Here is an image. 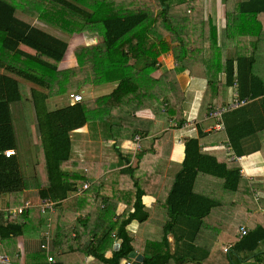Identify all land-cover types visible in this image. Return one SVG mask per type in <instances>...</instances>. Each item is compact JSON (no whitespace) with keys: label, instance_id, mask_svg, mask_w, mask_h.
<instances>
[{"label":"crops","instance_id":"0c3cea01","mask_svg":"<svg viewBox=\"0 0 264 264\" xmlns=\"http://www.w3.org/2000/svg\"><path fill=\"white\" fill-rule=\"evenodd\" d=\"M6 1L17 5V11L15 12L17 19L67 42L68 48L63 60L58 65V71L60 72L78 70L79 62L75 52L80 45L78 44L79 41L85 43L86 47L100 43L99 36L96 37L89 32L70 35V42L68 41L70 37L65 40L57 36L55 32L60 33L62 31L59 28L58 18L53 19L52 16H48L46 19L43 16L40 18L39 14L36 13L37 7L34 4H38V0ZM69 1L75 3L73 0ZM86 1H84V4ZM252 2L253 0H185L183 16L185 18V30L189 32L185 38L187 39L189 36V40L197 47V54H199L198 56L201 57V60L197 61L196 58L195 61L188 59L186 63L193 64L194 67L191 65L193 68L187 67L185 70L182 68L180 69L182 71L178 72V64L175 62L174 55H170V53L161 55L157 60L155 71L149 75L151 79L146 80V85L140 84L143 88L142 95L134 97L131 93L124 92L126 95L124 101L115 100L110 108L108 104L105 108H103V105L99 115L93 113L95 110L97 112L98 104L96 101L99 99H103L108 103L112 101L116 97L113 92L118 88V83L91 86L90 83L88 87H84V84H86L85 79L88 78V75L78 72L76 77L74 76L71 79V81L76 83L75 86L72 87L73 82H68L69 85L65 86L62 91L69 94V102L62 103L58 101L57 103L58 97L61 95L57 88L52 87L50 91L46 90L44 87L6 70L5 66L10 65L20 70H27L28 64L37 62V57L35 55L36 52L25 45L19 47L23 54L13 55L8 51L2 50L1 42L4 37L0 36V64H2V67L0 65V76L6 75L15 79L20 85L19 95L21 99L10 105L13 127H16L13 124L14 120L19 122L17 125L18 129H15L17 131H15L16 157L20 161L21 168V161L23 160L17 139L18 135H21L25 148L29 150L33 148L31 157L33 168L28 177L41 176L38 181L39 185L33 184L27 188L21 195L19 202L21 205L26 202H31L35 205L39 204L41 200L38 194L39 190L48 187L46 178L42 177L43 174H41L44 164H42L41 160L43 155L40 153L42 149L39 148L41 139L38 125L40 122L42 124L44 122L43 113L73 107L76 104H81L84 111L86 110L88 121L83 128L70 133L72 143L70 161L73 167H69L66 171L69 174L80 175L81 179H85L82 181L85 184L92 183L93 187L98 185L99 189H101L93 193L90 191V187L89 191L78 193L77 190L84 185V183H78L75 195L69 194L68 198L61 205H58L56 214H52L50 222H48L46 216L39 214L37 208L34 210L38 211L37 215H39V218L32 210L33 212L27 217L29 223L26 224L25 233H34L35 239H33L34 236L27 239L25 237L19 238V240L22 239L23 241H19L18 253L15 256L17 260L15 262L12 260L13 264L37 263L33 254L34 252H42L43 232L47 229L51 231V243L49 254L43 253L46 255V259L44 257L45 260L55 250V247L60 248L63 246L65 248L63 254L69 259L67 264H81L75 262L74 259L78 255L82 259L79 253H82V246V249L87 253L85 264H113L114 253L118 252L123 244L121 239L114 237L119 224L114 222L127 219L129 214L134 211L133 204L138 187L145 194L142 198V203L148 213V218L145 222L135 220L127 225L126 231L133 238L132 246L134 251L127 258L120 260L119 264H127L128 262L133 264L137 257H141V261L137 262L138 264L232 263L229 254L231 247L235 243L236 216L238 215L241 226L245 227L248 232L251 230L250 226L255 222L264 227V219L256 220L257 214L264 216V186L261 189H253L254 198L259 207L252 214V209L248 206V201L246 200L247 190L244 187L245 185H240L244 190V200L233 199L231 200L232 202H227L225 207L218 206L212 209L211 214L203 220L202 229L198 232L199 234L194 244L185 239L192 238V235L196 233V225L192 226L190 219L184 216H176L174 226H169L172 223V219L167 199L173 186L174 177L181 170L182 163L185 160V141L188 139H200L202 151L205 154L215 155L220 161L227 160L237 163L240 167L242 181L245 180L247 186L251 187L254 183H264V96L256 98L252 101L254 102L253 104L242 110L241 116L244 119V130L241 133L246 137L243 140L244 155H237L230 144L227 135V123H225L224 118V132L213 130L212 128L216 125V121L207 118L208 113L212 109L231 103L237 90L235 87L222 88L226 80L224 73L220 74V85L217 86V90L216 88L214 90L208 89L207 80L204 78L205 73H202L204 69L198 65V63L203 62L207 58V53L201 48L213 49L216 42L218 43L216 49H221V52L225 55L223 58L225 61L236 59L239 52L245 57L252 56L253 53L255 55L258 53L260 59L264 57V35L257 33L252 36L249 28H243L245 23L253 25L257 21L264 27V12L256 13L257 10L264 8L251 7ZM79 4L83 6L82 1ZM89 6L90 2L88 1L86 7L89 8ZM251 11L253 13H250ZM85 36H89V38L93 36L97 42L88 44L90 39L87 41L84 38ZM71 43H74L73 47ZM217 56L218 52L215 50V59H217ZM130 63L138 70L145 69L146 65H149V61L146 59L132 60ZM195 69H197L195 73L199 74L193 76L191 73ZM175 71L178 73H175ZM188 71L191 73H188ZM257 75L264 82V73ZM170 77H173L179 84V90L175 93L172 92L171 82L173 80ZM81 79L82 81H80ZM33 92L35 93V101L39 104L38 112L40 117L37 116V110L32 99ZM86 92L89 93V98H87ZM101 92L103 94L96 96V93L100 94ZM47 93L50 97L44 102L42 95ZM78 94L83 95L84 101L82 103H75L71 97ZM209 94L212 96V102L207 109H203L202 103ZM113 95L114 97H112ZM54 98L56 100L55 103L52 100ZM165 102L173 103L171 106L176 107L174 111L177 112V116H180L179 118H182L184 123L193 122L191 126L184 129L173 128L171 123H178L177 116L171 117L170 115L168 118L166 115L167 103ZM51 103L56 106L54 109L49 108ZM121 112L129 113L134 121H127L126 123L131 124L134 127H131V129L137 133L140 132V135L132 137V135H121L118 132L117 126ZM93 114L97 117H91ZM112 119L117 123L114 122L113 124ZM243 119L240 125L243 124ZM147 121L150 123H147ZM210 121L214 123L210 124ZM250 122H253V124L250 125ZM144 134L145 138H142L141 135ZM200 135H204V137L202 136L201 138ZM137 136L142 138L141 144H145L148 151L144 153L135 151L137 145L135 138ZM153 144L155 146H152ZM228 144L231 146L233 154L226 150ZM109 148L112 151L110 154L108 152ZM233 156L240 158V160H233ZM126 159L129 161L127 162ZM129 167L134 170V179L123 172ZM25 170H27V167ZM21 172L23 174V171ZM23 176L28 178L24 174ZM199 181L200 186H198ZM214 183L220 182L215 177L200 174L197 179L195 192L216 199V191L214 189L219 187H215ZM16 199L17 197L12 195L0 196V212L2 208H4L2 209L4 210L3 212L10 209L11 202L16 201ZM72 202L76 207L73 210H69ZM96 204L97 207L95 208ZM71 213H76L78 216L75 219L78 222L83 220L84 223L76 224L69 230L67 225L69 216L66 215ZM92 215H96V218H98L95 223H101L103 219H109L108 222H111V232L107 235V237L111 236L114 240L111 246L103 247V234L105 232H96L98 228H94L95 231L91 232L89 226L91 222L85 221H88L87 218H91ZM236 233L241 236L240 229ZM37 236H39L40 240L36 239ZM86 236H91V239L80 243L78 246L73 242L69 243L70 238L78 240ZM176 238L183 240L176 242ZM222 240L227 241L222 250V254L225 257L220 255L219 244ZM117 243L120 244L118 248H116ZM86 244L87 249H85ZM90 247H94L97 253L103 254L106 260L101 261L95 257L94 253H88ZM226 248H230L228 253L225 252ZM102 249L103 251H101ZM132 254L137 257L130 259ZM187 254H190L191 257L200 258V262H192L189 257H186L185 261L182 262L181 259ZM5 255L8 256L7 254ZM205 255H207L205 259L201 258ZM50 256L55 258L56 264H65L58 262L54 255ZM262 260H264V242L261 243L255 253L248 257L246 253L236 257L235 264H258ZM260 263L264 264V262ZM43 264L50 263L45 261Z\"/></svg>","mask_w":264,"mask_h":264},{"label":"trees","instance_id":"16d2710c","mask_svg":"<svg viewBox=\"0 0 264 264\" xmlns=\"http://www.w3.org/2000/svg\"><path fill=\"white\" fill-rule=\"evenodd\" d=\"M73 1L75 3L69 0H38V4L33 2L37 7L36 13L39 14V17L43 16L45 19L48 16H52L53 19L58 18L59 28L63 32L69 35L76 32H90L96 33L102 38L100 44L84 47L82 51L76 53L79 62L78 70L60 72L58 71V65L63 60L68 48L67 42L17 19L15 16L17 6L6 0H0V36L4 37L1 42L2 50L8 51L13 55L23 54L19 47L25 45L34 50L37 57V62L28 64L27 70H20L10 65L5 66L7 71L42 86L46 90L50 91L54 87L57 88L59 93H63L62 91L68 82H71V79L74 76L76 77L80 70L83 71L86 65H89L90 68L98 69L96 85L118 83V88L113 92L116 97L112 101L109 103L103 99L96 101L98 108L97 112L95 110L93 113L99 115L103 105V108H105L108 104L110 108L115 100L124 101L126 99L124 92L131 93L134 97L142 95L143 88L140 84L146 85V80L151 79L149 75L155 71L157 60L161 55L172 53L175 62L178 64V70L194 67L193 64L186 63L188 59L195 61L197 47L189 40V36L187 39L185 38L187 33L189 34L185 30V18L183 16L185 0H87L85 4V0ZM81 1L83 6L79 4ZM88 1L90 2L89 8L86 7ZM155 1L160 6L157 14L153 9L151 11L149 9V6ZM252 6L253 8L262 9L264 8V0H253ZM87 9L91 11L88 12ZM261 12H264V9L256 11V13ZM250 13H253V11ZM175 23L180 26L174 29ZM71 46L73 47L74 45ZM201 49L207 53V58L203 62L198 63V65L204 69V71H201L205 73L204 78L207 79L208 89L214 90L215 86H219V76L224 73L226 80L224 85H222L223 89L225 87H235L239 99H251L247 106L231 111L223 117L225 123H227V135L234 152L243 156V140L246 136L241 133L244 130V119L241 116L242 110L253 104L254 102L252 101L256 98L264 96V82L254 72L257 55L253 53L252 56L245 57L239 52L236 59L225 61L223 60L225 55L220 48ZM215 50L218 52L217 59H215ZM141 59L149 61V65H146L145 69L138 70L130 63L132 60L139 61ZM0 65L2 67V64ZM210 69L215 70L216 75L214 78L209 75L211 73ZM171 78L173 80L171 82L172 92L175 93L179 90V84L173 77ZM87 79H89V76ZM19 86L15 79L6 75L0 76V196L12 195L17 197L16 201L11 202L10 209L20 207L21 203L19 201L23 192L33 184L39 185L38 181L41 178V176L24 177L21 172L19 159L16 156L6 158L4 154L5 151L9 150L16 152L17 143L15 142L10 105L21 99ZM261 87L262 89H260ZM32 95L37 116L40 117L38 112L39 104L35 101V93L33 92ZM49 97L48 93L42 95L44 102ZM211 102L212 100L210 99L208 105ZM165 103H167L166 115L168 118L170 115L171 117L177 116V112L174 111L176 107L171 106L173 103ZM133 105L134 103L132 107ZM43 114L44 122L43 124L40 122L38 125L41 139L39 148L42 149L40 153L43 155L41 160L42 164H44L41 174H43L42 177L46 178L48 187L40 189L38 194L41 199H51L61 205L69 194L71 195L77 190L78 183L85 184V182H82L85 180L84 178L81 179L80 175L69 174L66 169L73 167L70 161L72 145L70 133L83 128L88 120L86 110L84 111L81 104ZM94 114L91 117H97ZM179 117L177 116V124L178 127H181L184 122ZM242 119L243 124L240 125ZM119 120L117 130L121 135H132V137L140 135V132L137 133L131 129L133 127L131 124L126 123L127 121H134L129 113L121 112ZM112 122L113 124L114 122L117 123L114 119H112ZM147 123L150 122L147 121ZM252 124L253 122H250V125ZM202 136L204 137V135ZM202 136L200 135L201 138ZM141 137L145 138V134L141 135ZM152 146L155 145L153 144ZM185 147V160L182 163L181 170L174 177L173 186L167 199L172 219V223L169 226H174L176 216H184L190 219V224L192 226L196 225V233L192 235V238L185 239L194 244L199 234L198 232L202 229L203 220L211 214L212 209L218 206L225 207L226 203L233 199L244 200V190L241 187L243 185H245L244 187L247 190V204L252 209L251 212L253 214L255 208L258 209L259 207L255 201L253 189L263 188L264 183H254L251 187L247 186L246 181H242L239 165L227 160L220 161L215 155L205 154L202 151L200 139L186 140ZM145 151H148L146 145L141 144L140 152L144 153ZM126 161L128 162L129 160L126 159ZM123 172L134 179V170L130 169V167ZM200 174L209 175L219 180L220 188L214 189L217 200L195 192L197 179ZM198 186H200V181ZM136 190L133 204L134 211L129 214L127 219L114 222L115 224L119 223L114 237L121 239L123 244L121 249L114 253L113 264H119L120 260L127 258L134 251L132 246L133 238L126 231L127 225L135 220L145 222L148 218V213L142 203V198L145 194L139 187ZM34 209L36 208L28 209L17 216L0 212V244H2L11 261L15 262L17 260L16 257H13L18 253V248L14 249L17 239L20 237H25L26 239L32 236L35 237L34 233H25L26 224L29 223L27 217L33 211L35 215H37L38 211L41 215L38 208V211ZM37 217L39 218V215ZM256 220H263V215L257 214ZM241 225V222L235 224V243L231 247L229 255L232 263L229 262V264H235V258L240 257L242 253H246L247 257L255 253L261 243L264 242V227L259 225L258 222L253 223L254 226L251 225V230L243 237L236 233L243 227ZM181 240L176 238V242ZM13 241L15 242L11 243ZM89 252L94 253L95 257L101 261L105 259L104 255L97 253L94 247H90L88 249ZM10 253L13 255H9ZM38 253L43 254L44 251ZM186 257H189L192 262H200V258L191 257L190 254L185 255L181 261H185ZM206 257L207 255L201 258L205 259ZM45 259L41 262H29L28 264H43L45 261L49 263L48 258L47 260ZM260 262L263 263L264 260L259 261L258 264H261Z\"/></svg>","mask_w":264,"mask_h":264},{"label":"rangeland","instance_id":"374dc122","mask_svg":"<svg viewBox=\"0 0 264 264\" xmlns=\"http://www.w3.org/2000/svg\"><path fill=\"white\" fill-rule=\"evenodd\" d=\"M114 1V0H113ZM16 5V4H15ZM17 6V5H16ZM160 6H159V4H157L156 3V1L155 2H153L152 3V5L151 6H149V9H150V11L153 9L154 11H155V13L157 14L158 12H159V10H160V8H159ZM87 11L88 12H90L91 10L90 9H87ZM42 15H44L42 12H40ZM70 13V12H69ZM68 13V14H69ZM180 25L178 24V23H175V25H174V29L175 28H177V27H179ZM243 28L244 29H246V28H249V30H250V32L252 33V36H254L255 34H257V33H262L263 35H264V27L262 26V25H260V23L257 21L256 23H254L253 25L252 24H250V23H245V25L243 26ZM60 31V30H59ZM168 31V30H167ZM175 32V31H174ZM76 33H78V32H76ZM90 33V32H89ZM55 34L57 35V36H59V37H62L63 39H65V40H67V38L68 37H70V39L68 40L69 42L71 41V36L68 34V33H66V32H63V31H60V33H58V32H55ZM94 36H96V37H98L99 35L98 34H95V33H92ZM167 34H168V32H167ZM80 38V37H79ZM87 41L89 40V41H91V38H92V41L89 43V41H88V44H95V42H97V41H95L94 40V38L95 37H93V36H91L90 38H89V36H85L84 37ZM98 39H99V42H102V38L101 37H98ZM78 42V41H77ZM71 44H73L74 45V43H71ZM78 44H80L79 46H78V48H77V51L75 52V53H77V52H79V51H82V49L84 48V47H86L85 46V43H83V42H81V41H79L78 42ZM98 44H100V43H98ZM216 46H218V43L216 42V43H214V47L215 48H213V49H216L217 47ZM170 55H172V53H170ZM199 54H196V60L197 61H199V60H201V57H199L198 56ZM257 58H258V60L256 61V63H255V68H254V72L256 73V74H259V73H264V57L263 58H261L260 59V57H259V54L257 53ZM89 68V69H88ZM185 70V69H184ZM211 70V73L209 74L210 75V77L211 78H214V76L216 75L215 74V70L213 71L212 69H210ZM90 71H91V73H90ZM180 71H182V70H178V72H180ZM197 71V69H195V70H193L192 72L193 73H191L190 71H188V73H191L193 76L195 75H197V74H199V73H195ZM80 72L81 73H83V74H87L88 76H89V79H87V80H85V83L86 84H84V87H88L89 86V84H90V86L91 85H96L97 84V82L96 81H98V79H97V77H98V69H94V68H90V66L89 65H86V67L83 69V71L82 70H80ZM177 71H175V73H178ZM185 72V71H184ZM187 73V74H188ZM82 77V76H81ZM220 77V76H219ZM206 79V78H205ZM207 80V79H206ZM80 81H82V79L80 80ZM198 81H200L199 79H198ZM71 82H73V81H71ZM74 84H76L75 82H73V85H72V87H74ZM69 84H67L66 86H68ZM111 85H113V84H111ZM215 88H216V90H217V87L215 86ZM111 90V89H110ZM109 90V91H110ZM89 91V90H88ZM107 91V90H106ZM88 97L87 98H89L90 96H89V93L88 92H86L85 93ZM101 94H103L102 92L99 94V93H96V96H98V95H101ZM236 94H237V92H235V95H234V98H233V100L232 101H234L235 100V98H236ZM60 97H58V100H57V103H58V101H61L62 103H68L69 102V94L67 93V92H64V93H61V95H59ZM211 94H209L207 97H206V100L205 101H203V103H202V107H203V109H206V107H207V105H208V103H209V100L211 99ZM53 100V102L55 103V98L54 99H52ZM231 101V102H232ZM54 107H56V106H53V104L51 103L50 105H49V108L50 109H54ZM91 115V114H90ZM14 117V116H13ZM18 120H14L13 121V124H14V126H16L15 128H14V132L16 131L15 129L17 128L18 129V127H17V125H18ZM210 124H213L214 122H212V121H210L209 122ZM171 128V127H170ZM17 132V131H16ZM18 145L20 146V149H21V154H22V160L23 161H21V171H23V174L25 175V176H27L28 177V175H30L31 173V171H32V168H33V160H32V151H33V148L32 149H28V148H25V146L23 145V143H24V141H23V137L21 136V135H18ZM264 141V140H263ZM263 141H262V143H263ZM116 147V146H115ZM113 150V149H112ZM108 152H109V154L112 152L111 150H110V148H109V150H108ZM138 152H140V151H138ZM136 161V160H135ZM27 167V170H25V168ZM29 172V173H28ZM92 183H90V191L91 192H98V191H100L101 189H99V186L98 185H95L94 187H93V184L91 185ZM214 186L215 187H219V183H214ZM82 187V186H81ZM220 188V187H219ZM89 191V190H88ZM75 193L76 192H73V193H71V195H75ZM226 194L227 195H229V193L228 192H226ZM86 195H88V194H86ZM261 198V197H260ZM100 201H101V199H100ZM61 207V206H60ZM76 206L74 205V203L72 202L71 203V206H70V208H69V210H73L74 208H75ZM97 207V204L95 205V208ZM2 209H4V208H2ZM1 209V213L4 211V210H2ZM14 209V208H13ZM57 209L58 208H56V211H57ZM255 210H258L257 208H255ZM55 211V212H56ZM54 212V213H55ZM53 213V214H54ZM56 214V213H55ZM41 216H43V215H41ZM52 214H50V215H46V217L51 221L52 220ZM66 216H69V218H68V221H67V225L69 226V230L70 229H72L73 227H74V225H78V224H80V223H84V221L83 220H81L80 222H78L77 221V219H75V218H77V214L76 213H71V214H69V215H66ZM260 216H262V215H260ZM97 216L95 215V216H91V218H87V220L88 221H85V222H91V224L89 225L90 226V229H91V232H94L95 231V229L94 228H98L97 230H96V232H100V231H102V232H105V234H103L104 236H103V238L105 239V242H104V245H103V247H109V246H111L112 244H113V238L111 237V236H108L107 237V235H108V233L110 232V229H111V227H110V225H111V222H108V220L109 219H106V220H104L103 219V222H101V223H95L96 221H97V219L98 218H96ZM82 218V217H81ZM83 219V218H82ZM263 219H264V216H263ZM56 220V219H55ZM139 223V222H138ZM238 223H240V219H239V217H236V224H238ZM87 224V223H86ZM149 225H150V223H149ZM88 226V227H89ZM78 227V226H77ZM80 228V227H79ZM109 229V230H108ZM108 231V232H107ZM46 232V230L43 232V233H45ZM70 237H71V234H70ZM33 239H35V237L33 238ZM36 239L37 240H40L39 239V236H37L36 237ZM63 239H64V237L62 238V241H63ZM91 239V236H86V237H83V238H81V239H74V238H70V241H69V243L71 242H73L74 244H76L77 246L78 245H80V243H83V242H85L86 240H90ZM19 241H23L22 239L21 240H19V238L17 239V243H15V247H14V249H16V248H18V246H19ZM15 241H13V242H11V243H14ZM7 243H8V241H7ZM227 244V241L226 240H222L221 242H220V244H219V249H221V253H220V255L222 256V257H225L223 254H222V250H223V248H224V246ZM85 249H87V244H86V246H85ZM81 250H82V253L81 252H79L81 255V258L82 259H80V257H79V255L74 259V261L75 262H77V263H81V264H85L86 263V252L82 249V246H81ZM65 251V248L63 247V246H61L60 248L59 247H55V250L54 251H52L51 252V254L50 255H54L56 258H57V261L58 262H60V263H65V264H67V261L69 260L68 259V257H65L66 255H64L63 254V252ZM101 251H103V249L101 250ZM14 252V251H13ZM12 252V253H13ZM24 252V251H23ZM74 252H77V251H74ZM6 254V252H5V250L3 249V247H2V244H0V255H5ZM9 255H13V254H9ZM44 255L45 254H40V253H38V252H34V254H33V256L35 257V261L37 262V261H44ZM46 256V255H45ZM13 257H15V256H13Z\"/></svg>","mask_w":264,"mask_h":264},{"label":"built area","instance_id":"2783aa9c","mask_svg":"<svg viewBox=\"0 0 264 264\" xmlns=\"http://www.w3.org/2000/svg\"><path fill=\"white\" fill-rule=\"evenodd\" d=\"M71 97L75 103H81L84 101L82 94L72 95ZM250 102H251V99H249V98L243 99V100L239 99L238 93H237L235 100L232 101L231 103H229L228 105L212 109L207 115L208 119H213L216 121V125L212 129L219 131V132H224L225 131V125L223 122L224 115L231 112V111L245 107ZM192 123L193 122H191V123L186 122L181 127H178V124L174 123V122L171 123V125L175 129H179V128L184 129V128L190 127ZM141 141H142V138L140 136H137L135 138V142L137 144L136 149H135L136 152L141 151ZM226 150L230 154H233L232 148L229 144L227 145ZM4 154H5L6 158H11V157L16 156V152L14 150L5 151ZM233 160H240V158L233 156ZM89 187H90V183H86L77 191H78V193H82V192L88 190ZM57 206H58V203L55 201H52L51 199H41L39 204H37V205L32 204L31 202H26L25 204H23L22 206H20L18 208L7 209V210H5V212L11 216H17V215L22 214L23 212L27 211L28 209L38 208L41 212V215L46 216V215L53 214L56 211ZM48 222H50L49 219H48ZM248 233L249 232L245 227H242L240 229L241 237L246 236ZM50 243H51V231L49 229H47L43 235V243L41 245V250L49 254ZM229 250H230V248H226L225 252L228 253ZM48 261L50 264H56L55 258L53 256L49 255ZM0 264H13V263L9 259L8 256L0 255ZM127 264H132V263L128 262Z\"/></svg>","mask_w":264,"mask_h":264},{"label":"water","instance_id":"95a60500","mask_svg":"<svg viewBox=\"0 0 264 264\" xmlns=\"http://www.w3.org/2000/svg\"><path fill=\"white\" fill-rule=\"evenodd\" d=\"M120 246V244L119 243H117L116 244V248H118ZM137 256L135 255V254H132L131 256H130V259H135ZM141 257H137V259H136V261L133 263V264H138L139 262V260L141 261V259H140ZM138 262V263H137Z\"/></svg>","mask_w":264,"mask_h":264}]
</instances>
